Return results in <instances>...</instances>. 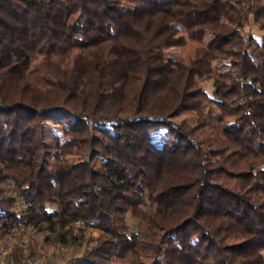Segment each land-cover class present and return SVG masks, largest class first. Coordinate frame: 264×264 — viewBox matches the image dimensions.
Returning <instances> with one entry per match:
<instances>
[{
	"label": "trees",
	"instance_id": "16d2710c",
	"mask_svg": "<svg viewBox=\"0 0 264 264\" xmlns=\"http://www.w3.org/2000/svg\"><path fill=\"white\" fill-rule=\"evenodd\" d=\"M132 1L0 0V238L33 228L83 247L75 235L82 223L100 235L65 264H121L141 252L128 216L183 204L180 222L152 224L162 235L149 264H264L257 252L264 238V35L244 30L251 17L264 29V0ZM136 10L145 23L127 19ZM153 25L154 35H171L172 46L180 38L203 44L181 102L166 116L103 107L106 92L124 79H105L103 61L82 74V58L107 48L108 58L123 59L127 40ZM156 72L171 78L169 70ZM206 76L212 95L197 85ZM146 79L145 88L153 82ZM52 89L92 105L37 101L35 93ZM204 103L215 110L201 123L175 121ZM77 123L85 125L79 133ZM224 149L240 153L246 168L211 170L206 152ZM172 171L181 175L162 186Z\"/></svg>",
	"mask_w": 264,
	"mask_h": 264
},
{
	"label": "rangeland",
	"instance_id": "374dc122",
	"mask_svg": "<svg viewBox=\"0 0 264 264\" xmlns=\"http://www.w3.org/2000/svg\"><path fill=\"white\" fill-rule=\"evenodd\" d=\"M129 1L133 2L132 0ZM126 17L129 21L136 24L145 23L147 18L140 10H136L135 14L126 15ZM101 22L103 24L102 20ZM218 23L225 25L226 21L222 18ZM155 29V25L152 28H148L147 31L142 29L141 33L127 40L125 44L128 48L124 50L126 54L123 55V59L108 58L107 53L109 49L107 48L93 50L82 58L79 65L81 73L83 72L82 74H89L94 70L98 62L103 61L106 63L104 71L105 79H124V81L114 87L113 92H106L108 94H105L103 102L100 103L103 107L123 109L127 113L141 111L142 113L166 116L181 102L183 91L186 89V84L189 81L190 66L196 57L198 47L203 46V44L200 45L193 41L185 42L184 38H180L179 41L176 40V45L172 46L171 44L174 42L170 40L171 35L167 33L154 35ZM244 30L245 32H251L258 36L264 35V29L254 23L252 17ZM146 51L149 55L148 63L144 58ZM156 69H163V72L169 70L172 73L170 80H159V73L156 72ZM148 75L152 77L153 82H149V85L145 88ZM197 85L202 86L212 95L214 91L213 78L203 77L198 80ZM34 95L37 101L53 103L67 102V105L75 109L84 107L83 105L85 103H87V106L92 105L91 102H86L82 98L77 99L73 95H67L63 91L56 89L35 93ZM89 101H91V98ZM210 109L215 110L214 105L204 103L196 110L182 112L175 118V121L188 122L190 125L201 123L208 115ZM84 127L85 125L83 123H77L73 131L79 133ZM57 130L59 135L55 139L60 140L64 136L62 126H58ZM209 147L210 145H207L205 149ZM238 158L241 160L240 153L232 155L231 150L227 149H224L219 155L213 152H206L205 164L211 170H217L222 167L230 168V163H232L235 171H242L246 167H244V164H239L240 161ZM164 175L160 179L162 186L174 179L175 177L173 175L177 176L181 175V173L172 171L166 172ZM225 179L230 186L237 183L233 180L232 182L230 178ZM237 185L240 188L242 187V189L246 187V183L243 184V182L237 183ZM185 206L182 204L176 209L162 210L161 212L155 206L152 208L150 206H144L137 210L136 217L128 216L127 222L131 232L140 233L142 240L141 252L136 256L129 253L122 260L121 264H149L151 262V257L149 256L152 254L154 247L159 245L160 239L158 237L162 235V232L155 226L153 228L152 224L154 222H160L163 225L162 227H164L171 226L170 224L172 223L180 222L188 212ZM15 208L17 211H21L24 205L19 202ZM79 227H83V231H79ZM76 234L79 237V239H75L78 241L77 244L84 241L83 247L70 245L69 243L64 245L55 243L54 237L56 236H50L51 234L47 231H37L33 228H28L25 231L12 232L7 236L1 237L0 247L11 250L9 255L13 252L9 260L7 258L6 264H65L73 256L81 253L85 249L88 238L91 236L97 237L100 235V232L89 229L82 223H77L75 225ZM48 238L49 241H47ZM257 252L261 254L264 261V238L258 241Z\"/></svg>",
	"mask_w": 264,
	"mask_h": 264
},
{
	"label": "built area",
	"instance_id": "2783aa9c",
	"mask_svg": "<svg viewBox=\"0 0 264 264\" xmlns=\"http://www.w3.org/2000/svg\"><path fill=\"white\" fill-rule=\"evenodd\" d=\"M10 251L7 248L0 247V264H6Z\"/></svg>",
	"mask_w": 264,
	"mask_h": 264
}]
</instances>
